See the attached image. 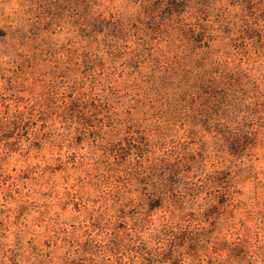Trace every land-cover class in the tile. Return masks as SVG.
I'll list each match as a JSON object with an SVG mask.
<instances>
[{"label": "clouds", "instance_id": "clouds-1", "mask_svg": "<svg viewBox=\"0 0 264 264\" xmlns=\"http://www.w3.org/2000/svg\"><path fill=\"white\" fill-rule=\"evenodd\" d=\"M0 264H264V0H0Z\"/></svg>", "mask_w": 264, "mask_h": 264}]
</instances>
